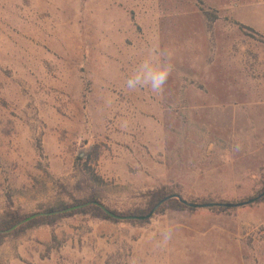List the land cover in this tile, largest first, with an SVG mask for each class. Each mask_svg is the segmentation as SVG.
Listing matches in <instances>:
<instances>
[{
	"label": "rangeland",
	"instance_id": "374dc122",
	"mask_svg": "<svg viewBox=\"0 0 264 264\" xmlns=\"http://www.w3.org/2000/svg\"><path fill=\"white\" fill-rule=\"evenodd\" d=\"M152 50L171 54L163 91L128 90ZM85 168L117 212L159 187L198 204L261 193L264 0H0V216L70 202ZM0 264H264V201L72 215L4 237Z\"/></svg>",
	"mask_w": 264,
	"mask_h": 264
},
{
	"label": "trees",
	"instance_id": "16d2710c",
	"mask_svg": "<svg viewBox=\"0 0 264 264\" xmlns=\"http://www.w3.org/2000/svg\"><path fill=\"white\" fill-rule=\"evenodd\" d=\"M98 155L99 153L97 151H94L92 154L88 156V158H91L92 156L93 157L92 161L94 162L97 160ZM81 172L82 173L84 172V174L81 179V182H78L76 187V190L79 191L81 194H78L77 196L72 195L70 197L71 199L70 202H63V201L57 202V205L49 207L46 210V213H44L43 215L34 214L35 216L34 215L27 216V215H22L15 210H9L4 212L0 216V242L7 235L15 234L22 230L35 226L51 225L60 218H64L72 215H90L94 218H98L101 220L116 222L117 219L113 218L109 214L111 213L112 215H116L124 218L122 221L127 223H144L150 218V217L144 218L150 212H153V214H159V213H163L166 210H181V209L193 210L192 207H189L181 203L180 200L176 198H169L165 200L162 204H160L156 209H154L161 200L167 198L168 196L175 195L173 191L170 190L169 188L159 187L146 194L144 198L145 202L141 209L133 210V212L112 211L100 202L101 194L99 190L101 189V185H102V180L100 179V177L94 172L93 169L90 168L81 169ZM262 201H264V196L259 198L254 203H258ZM93 202L98 203L101 206L90 204ZM191 203H196V202H191ZM208 203H215V202H208ZM216 203H226V202H216ZM199 204H203V203H199ZM210 209L217 210L219 212H226L231 208H226L223 206H215V207H210ZM11 228L13 229L6 232Z\"/></svg>",
	"mask_w": 264,
	"mask_h": 264
},
{
	"label": "clouds",
	"instance_id": "9594fccd",
	"mask_svg": "<svg viewBox=\"0 0 264 264\" xmlns=\"http://www.w3.org/2000/svg\"><path fill=\"white\" fill-rule=\"evenodd\" d=\"M171 54L167 51H150L136 64L135 69L126 77L124 86L130 90L148 89L159 94L173 71ZM172 229L163 233V241L171 239Z\"/></svg>",
	"mask_w": 264,
	"mask_h": 264
},
{
	"label": "water",
	"instance_id": "95a60500",
	"mask_svg": "<svg viewBox=\"0 0 264 264\" xmlns=\"http://www.w3.org/2000/svg\"><path fill=\"white\" fill-rule=\"evenodd\" d=\"M262 196H264V189L262 190V192L259 194V195H257V196H255V197H253V198H251V199H249V200H246V201H242V202H238V203H230V202H226V203H203V204H198V203H189V202H187L186 200H184V199H182L180 196H178V195H171V196H168L167 198H165V199H163V200H161L158 204H157V206L154 208V209H156L160 204H162L165 200H167V199H169V198H176V199H178V200H180V202L181 203H183V204H185V205H187V206H189V207H192V208H210V207H215V206H223V207H226V208H238V207H243V206H246V205H249V204H252V203H254L255 201H257L259 198H261ZM90 204H93V205H99V206H101L100 204H98V203H90ZM79 207V206H78ZM78 207H75V208H78ZM71 209H74V208H71ZM68 210H70V209H68ZM65 211H67V210H65ZM44 213H40V214H36V215H43ZM113 218H116V219H118V220H123L124 218H122V217H119V216H116V215H112L111 213H109ZM152 214H153V212H150L147 216H145L144 218H149V217H151L152 216ZM35 216V215H34ZM34 216H32V217H34ZM141 219H143V218H141ZM13 228H11V229H9V230H7L6 232H8V231H10V230H12Z\"/></svg>",
	"mask_w": 264,
	"mask_h": 264
}]
</instances>
